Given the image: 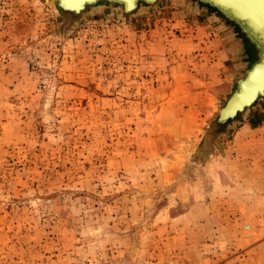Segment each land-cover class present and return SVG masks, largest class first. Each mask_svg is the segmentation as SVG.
<instances>
[{
	"label": "rangeland",
	"instance_id": "374dc122",
	"mask_svg": "<svg viewBox=\"0 0 264 264\" xmlns=\"http://www.w3.org/2000/svg\"><path fill=\"white\" fill-rule=\"evenodd\" d=\"M210 26L0 0V264H264V97L215 121Z\"/></svg>",
	"mask_w": 264,
	"mask_h": 264
},
{
	"label": "water",
	"instance_id": "95a60500",
	"mask_svg": "<svg viewBox=\"0 0 264 264\" xmlns=\"http://www.w3.org/2000/svg\"><path fill=\"white\" fill-rule=\"evenodd\" d=\"M61 14L81 13L98 4L131 14L140 6H153L161 0H52ZM192 12H201L211 27L230 46L235 73L231 89L216 112L215 121L233 118L264 97V0H172ZM234 52V50H233ZM249 90L246 95L245 91ZM245 94L244 96H242Z\"/></svg>",
	"mask_w": 264,
	"mask_h": 264
},
{
	"label": "crops",
	"instance_id": "0c3cea01",
	"mask_svg": "<svg viewBox=\"0 0 264 264\" xmlns=\"http://www.w3.org/2000/svg\"><path fill=\"white\" fill-rule=\"evenodd\" d=\"M210 30H211V34L215 35L214 38H216L217 40H215L214 43V47L213 49L216 51V53L221 56L220 54L224 53V54H229V58L232 61L233 60V56L237 54V48L236 46H230L229 44H227L222 38L221 35L218 33V31H215L211 26H210ZM218 44V46H217ZM234 50V52H233ZM233 55V56H232ZM233 64V61H232Z\"/></svg>",
	"mask_w": 264,
	"mask_h": 264
},
{
	"label": "built area",
	"instance_id": "2783aa9c",
	"mask_svg": "<svg viewBox=\"0 0 264 264\" xmlns=\"http://www.w3.org/2000/svg\"><path fill=\"white\" fill-rule=\"evenodd\" d=\"M259 226L261 228V231L264 232V221H260Z\"/></svg>",
	"mask_w": 264,
	"mask_h": 264
},
{
	"label": "bare ground",
	"instance_id": "6f19581e",
	"mask_svg": "<svg viewBox=\"0 0 264 264\" xmlns=\"http://www.w3.org/2000/svg\"><path fill=\"white\" fill-rule=\"evenodd\" d=\"M84 11V10H83ZM249 93V90L245 91V94L247 95ZM245 94H243L242 96H244Z\"/></svg>",
	"mask_w": 264,
	"mask_h": 264
}]
</instances>
